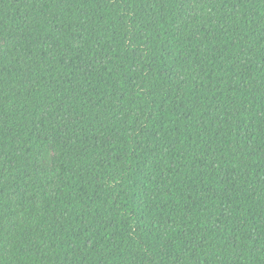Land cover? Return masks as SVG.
<instances>
[{"label": "trees", "instance_id": "1", "mask_svg": "<svg viewBox=\"0 0 264 264\" xmlns=\"http://www.w3.org/2000/svg\"><path fill=\"white\" fill-rule=\"evenodd\" d=\"M0 264H264V0H0Z\"/></svg>", "mask_w": 264, "mask_h": 264}, {"label": "rangeland", "instance_id": "2", "mask_svg": "<svg viewBox=\"0 0 264 264\" xmlns=\"http://www.w3.org/2000/svg\"><path fill=\"white\" fill-rule=\"evenodd\" d=\"M56 160V155L53 149L49 150L48 159L44 161V166L46 171H51L53 169L54 163Z\"/></svg>", "mask_w": 264, "mask_h": 264}]
</instances>
